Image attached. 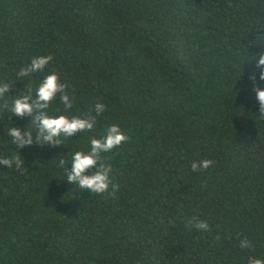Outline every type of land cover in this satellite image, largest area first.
<instances>
[{
	"label": "trees",
	"instance_id": "1",
	"mask_svg": "<svg viewBox=\"0 0 264 264\" xmlns=\"http://www.w3.org/2000/svg\"><path fill=\"white\" fill-rule=\"evenodd\" d=\"M260 53L264 0H0V83L12 84L0 99V157L17 151L27 167H0V264L264 260ZM48 54L43 72L18 77ZM52 72L74 97L67 114L106 109L62 145L15 149L6 128L26 127L35 141L37 125L12 115V96L35 94ZM48 112L64 113L59 98ZM113 124L129 137L103 154L119 190L67 183L72 154ZM204 159L212 166L192 171ZM192 217L209 229L189 227Z\"/></svg>",
	"mask_w": 264,
	"mask_h": 264
},
{
	"label": "clouds",
	"instance_id": "2",
	"mask_svg": "<svg viewBox=\"0 0 264 264\" xmlns=\"http://www.w3.org/2000/svg\"><path fill=\"white\" fill-rule=\"evenodd\" d=\"M53 61V56L40 55L33 57L31 62L22 67L17 73L18 77H30L33 73L43 72L47 65ZM264 66V53L259 54V61L257 67ZM260 80H264V71L260 73ZM255 81V76L250 77ZM22 79L20 81H23ZM26 88L31 84V80ZM12 84L3 82L0 83V99H4L6 94L10 92ZM256 99L259 103V117L264 119V87L254 86ZM24 90L14 97L11 106L12 115L21 118L25 116H32V122L37 125L36 139L33 140L31 131H27L26 127L11 126L6 128L7 134L10 137L15 149H22L25 146L40 143L41 145L59 146L62 145L60 139L63 137H75L82 132L93 131L96 125L97 116L101 115L106 105L102 102H95L93 113H87L83 116L69 115L73 108L74 97L69 95L68 85L62 82L58 72H52L44 76L42 81L38 84L35 94L31 91L28 94H23ZM59 98L63 105V114L49 115L48 109L53 101ZM7 108V105H5ZM129 140L127 134L123 132L119 125L113 124L108 126L104 133L99 137L90 138V148L87 151H76L71 156L70 170L69 166L65 169L66 181L69 184H74L80 189L87 190L95 194H103L111 188L112 194L119 190V185L112 181V165L106 162L104 153L111 152L120 145ZM99 163V166L97 164ZM66 160L64 157L59 158V166L65 167ZM211 159H204L201 161H193L190 165L192 171L199 172L207 170L212 166ZM0 167L13 168L17 171L27 169L24 167V157L19 152L15 151V155L10 158L0 157ZM95 167V171L89 173V170ZM169 223H173L169 220ZM189 227H195L197 230H208L209 225L206 221L199 220L197 217H192L188 221ZM241 248L251 247L250 241L244 239L240 243ZM249 264H264V260L257 258H250Z\"/></svg>",
	"mask_w": 264,
	"mask_h": 264
}]
</instances>
